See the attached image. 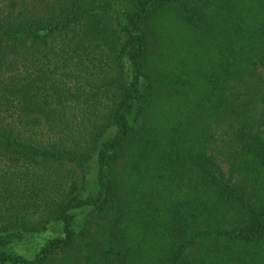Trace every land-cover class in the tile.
Returning a JSON list of instances; mask_svg holds the SVG:
<instances>
[{"label": "trees", "instance_id": "trees-1", "mask_svg": "<svg viewBox=\"0 0 264 264\" xmlns=\"http://www.w3.org/2000/svg\"><path fill=\"white\" fill-rule=\"evenodd\" d=\"M261 106L264 0H0V264H264Z\"/></svg>", "mask_w": 264, "mask_h": 264}, {"label": "rangeland", "instance_id": "rangeland-1", "mask_svg": "<svg viewBox=\"0 0 264 264\" xmlns=\"http://www.w3.org/2000/svg\"><path fill=\"white\" fill-rule=\"evenodd\" d=\"M261 109H264V106H261ZM234 178H237V179L235 180ZM232 181H233V183H234L235 185H237L238 188H240L242 191H244L247 195H248V194H251V190L246 186V184L243 182V180L240 179V177L238 178V177L234 174V175H233V179H232ZM252 192H253V191H252ZM248 196H250V195H248ZM207 222H210L211 224H213V223L218 224V219L212 221L211 218H210V220H205V223H206V224H209V223H207ZM196 224H197V226L200 225V223H196ZM203 243L211 244V245L215 246V248H216L217 251H219V249H218V247H217V244L220 245V247H219L220 249H222L221 247L226 248V245H225L224 242H221V243H220L218 240H213V239H209V238L207 239V238H206V240H204V241L199 240V241H198V244H197L196 246L190 248V249L186 252V256H188V257H192V254H195L196 251L199 249V245H202ZM216 243H217V244H216Z\"/></svg>", "mask_w": 264, "mask_h": 264}]
</instances>
